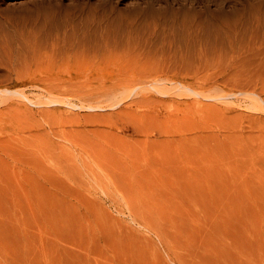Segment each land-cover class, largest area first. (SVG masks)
Instances as JSON below:
<instances>
[{
  "label": "rangeland",
  "instance_id": "1",
  "mask_svg": "<svg viewBox=\"0 0 264 264\" xmlns=\"http://www.w3.org/2000/svg\"><path fill=\"white\" fill-rule=\"evenodd\" d=\"M0 264H264V0H0Z\"/></svg>",
  "mask_w": 264,
  "mask_h": 264
},
{
  "label": "bare ground",
  "instance_id": "2",
  "mask_svg": "<svg viewBox=\"0 0 264 264\" xmlns=\"http://www.w3.org/2000/svg\"><path fill=\"white\" fill-rule=\"evenodd\" d=\"M13 91H15V90H13ZM18 91V90H17ZM16 92V91H15Z\"/></svg>",
  "mask_w": 264,
  "mask_h": 264
}]
</instances>
